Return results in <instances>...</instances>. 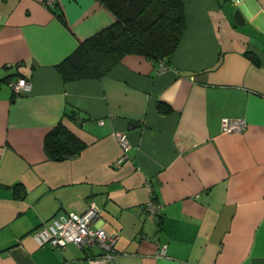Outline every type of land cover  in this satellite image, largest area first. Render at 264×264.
<instances>
[{"label":"crops","instance_id":"0c3cea01","mask_svg":"<svg viewBox=\"0 0 264 264\" xmlns=\"http://www.w3.org/2000/svg\"><path fill=\"white\" fill-rule=\"evenodd\" d=\"M180 1L185 28L164 69L125 54L64 81L60 62L112 12L0 0V264H81L97 248L39 245L32 232L90 203L117 264H264V0ZM22 76L30 90L15 96L8 80ZM225 118L245 126L226 132ZM57 123L84 142L76 156L45 152ZM149 197L162 205L152 220Z\"/></svg>","mask_w":264,"mask_h":264},{"label":"trees","instance_id":"16d2710c","mask_svg":"<svg viewBox=\"0 0 264 264\" xmlns=\"http://www.w3.org/2000/svg\"><path fill=\"white\" fill-rule=\"evenodd\" d=\"M114 15L107 27L82 40L58 65L64 81L99 77L125 54H138L167 63L185 28L180 0H99ZM55 5V4H54ZM254 61L256 59L248 54ZM159 110L170 107L159 101ZM84 142L61 123L45 136L44 148L52 159L79 154Z\"/></svg>","mask_w":264,"mask_h":264},{"label":"built area","instance_id":"2783aa9c","mask_svg":"<svg viewBox=\"0 0 264 264\" xmlns=\"http://www.w3.org/2000/svg\"><path fill=\"white\" fill-rule=\"evenodd\" d=\"M55 1L42 0V4L45 7H52ZM165 67L166 64L159 63V70ZM8 85L15 96L29 91L31 86L25 76L9 79ZM244 126L243 119L225 118L222 121V129L226 132H237ZM117 139L122 151L125 152L129 146L127 134L120 132L117 134ZM161 208V203L152 197H149L143 205L145 216L151 220L159 214ZM98 220L99 209L94 203H90L83 212H68L54 217L51 222L36 228L32 235L39 245L48 244L52 248H64L67 244H74L83 249L97 248L98 251L87 255L81 264H117V252L114 248L116 236L107 233L99 226ZM156 256H166L165 243L159 245Z\"/></svg>","mask_w":264,"mask_h":264},{"label":"water","instance_id":"95a60500","mask_svg":"<svg viewBox=\"0 0 264 264\" xmlns=\"http://www.w3.org/2000/svg\"><path fill=\"white\" fill-rule=\"evenodd\" d=\"M233 20L238 26H242L245 23L244 17L242 16L239 9H235L233 12Z\"/></svg>","mask_w":264,"mask_h":264}]
</instances>
